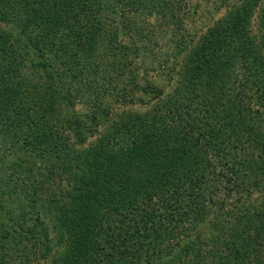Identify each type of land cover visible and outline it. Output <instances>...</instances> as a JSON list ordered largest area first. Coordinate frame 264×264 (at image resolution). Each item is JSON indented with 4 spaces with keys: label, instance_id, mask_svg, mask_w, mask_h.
Instances as JSON below:
<instances>
[{
    "label": "trees",
    "instance_id": "trees-1",
    "mask_svg": "<svg viewBox=\"0 0 264 264\" xmlns=\"http://www.w3.org/2000/svg\"><path fill=\"white\" fill-rule=\"evenodd\" d=\"M116 4L0 0V252L22 264H264V35L223 18L170 99L116 111L139 83ZM259 18L264 28V5Z\"/></svg>",
    "mask_w": 264,
    "mask_h": 264
},
{
    "label": "rangeland",
    "instance_id": "rangeland-1",
    "mask_svg": "<svg viewBox=\"0 0 264 264\" xmlns=\"http://www.w3.org/2000/svg\"><path fill=\"white\" fill-rule=\"evenodd\" d=\"M159 1L160 5L151 9L131 7L126 0H116L117 4L110 11L111 21H115L120 32L131 30V38H124V34L120 37L128 45L136 44L139 47L137 52L129 51L127 55L130 59L128 63L133 66L138 79V88L134 90L133 101L129 104H116V111L126 109L143 113L160 100L170 99L182 83V68L188 58L193 56V49L201 44L209 29L223 18L225 24L228 23V18H237V21L247 19L245 25L248 30L241 25L238 28L256 41L264 35L259 18L264 0H170L164 1L168 3L167 7L161 6L162 1ZM237 10L238 13L235 14ZM126 16L134 20L132 25L124 21ZM235 30L237 31L236 28ZM72 89L75 90L76 86ZM84 106L83 102L77 100L70 109L77 110L82 115ZM104 127L100 126L99 133L88 137L83 147L94 143L102 135ZM70 131L73 133L74 130H69L68 134L73 141H77ZM49 187L54 190L56 185ZM34 217L29 220L28 227L32 228L39 221ZM33 232L35 230L32 234ZM5 253L0 252V262L22 264L19 259ZM41 264H44V260Z\"/></svg>",
    "mask_w": 264,
    "mask_h": 264
}]
</instances>
